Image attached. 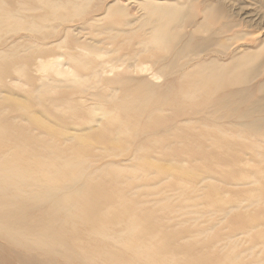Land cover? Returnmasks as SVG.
I'll use <instances>...</instances> for the list:
<instances>
[{
  "label": "bare ground",
  "instance_id": "6f19581e",
  "mask_svg": "<svg viewBox=\"0 0 264 264\" xmlns=\"http://www.w3.org/2000/svg\"><path fill=\"white\" fill-rule=\"evenodd\" d=\"M197 6L0 0V264H264V55Z\"/></svg>",
  "mask_w": 264,
  "mask_h": 264
},
{
  "label": "rangeland",
  "instance_id": "374dc122",
  "mask_svg": "<svg viewBox=\"0 0 264 264\" xmlns=\"http://www.w3.org/2000/svg\"><path fill=\"white\" fill-rule=\"evenodd\" d=\"M195 2L200 11L204 5L212 4L215 14L214 27H217V32L227 31L221 35L229 33V30L239 34V39L229 47L226 58L243 50L260 49V55H264V0H195ZM128 9L130 14L136 17L142 14L141 11H137L136 2L129 3ZM196 18L200 19L199 16ZM223 230L227 228L224 227ZM241 244L244 245L242 241Z\"/></svg>",
  "mask_w": 264,
  "mask_h": 264
}]
</instances>
